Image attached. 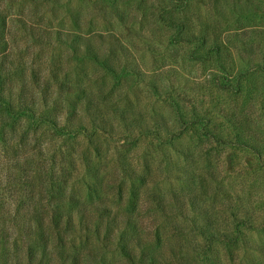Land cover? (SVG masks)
<instances>
[{
    "label": "rangeland",
    "instance_id": "rangeland-1",
    "mask_svg": "<svg viewBox=\"0 0 264 264\" xmlns=\"http://www.w3.org/2000/svg\"><path fill=\"white\" fill-rule=\"evenodd\" d=\"M60 1L13 6L8 28L16 37L14 51L27 64L38 66L54 54L72 82L90 91L98 114L93 117L104 132L89 138V127L87 138L81 134L71 146L99 147L98 194L118 180V159L131 158L167 201L173 191L194 202L188 219L175 216V224L169 211L156 223L145 214L148 201L141 194L129 216L137 228L158 226V241L148 242L164 264H208L211 249L223 256L227 248L228 264H264V0ZM180 6L183 12L176 11ZM172 22L182 29L175 33ZM24 23L46 34L64 29L89 36L110 65L79 62L65 46L40 47ZM120 109L124 116L108 115ZM83 122L89 125L87 118ZM140 183H133L134 190H145ZM203 220L225 229L228 243L206 247L194 232ZM81 247L89 255L84 264H130L113 241L90 235Z\"/></svg>",
    "mask_w": 264,
    "mask_h": 264
},
{
    "label": "trees",
    "instance_id": "trees-1",
    "mask_svg": "<svg viewBox=\"0 0 264 264\" xmlns=\"http://www.w3.org/2000/svg\"><path fill=\"white\" fill-rule=\"evenodd\" d=\"M41 2L57 6L61 1L0 0V264H84L89 255L81 246L90 235L101 243L115 242L121 258L130 264H164L158 247L148 242L151 238L158 241V226L137 228L129 216L136 211L142 194L148 201L147 205L143 202L145 214L155 217L157 223L159 216L170 211L176 224L175 216L188 219L186 212L193 213V199L170 191L167 201L156 185L148 186L147 170L136 169L125 156L117 161L118 180L106 194H98L99 147L92 142L76 149L71 146L81 134L87 138L89 127V138L104 132L97 122L95 104L89 100L90 91L81 82H72L54 54L36 66L38 62L29 60L27 64L25 55L14 51L16 37L8 28V12L13 6L19 9L20 5ZM183 6L176 11L183 12ZM173 23L170 26L175 27V33L182 29L181 22ZM24 25L26 34L40 47L65 46L79 62L86 59L110 65L89 36L64 29L46 34ZM213 47L217 52L218 45ZM124 114V109L108 112L111 116ZM85 118L88 126L82 123ZM43 134L48 135L41 138ZM136 181L147 184L144 191L134 190ZM76 182L80 185L75 186ZM81 187L87 190L85 197L80 194ZM207 222L203 220L194 230L204 245L210 249V244L228 243L226 230ZM127 231L135 234L128 237ZM192 243L189 241V250H194ZM209 252L208 264H228L232 256L228 248L223 256L217 249Z\"/></svg>",
    "mask_w": 264,
    "mask_h": 264
}]
</instances>
